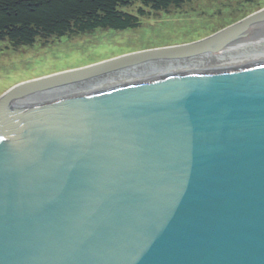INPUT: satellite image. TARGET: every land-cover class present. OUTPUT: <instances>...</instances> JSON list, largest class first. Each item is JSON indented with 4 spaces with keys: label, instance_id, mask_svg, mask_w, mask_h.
<instances>
[{
    "label": "water",
    "instance_id": "obj_1",
    "mask_svg": "<svg viewBox=\"0 0 264 264\" xmlns=\"http://www.w3.org/2000/svg\"><path fill=\"white\" fill-rule=\"evenodd\" d=\"M264 7L188 42L22 82L0 113V264H264V56L23 105L261 35ZM11 107V106H10Z\"/></svg>",
    "mask_w": 264,
    "mask_h": 264
},
{
    "label": "rangeland",
    "instance_id": "obj_2",
    "mask_svg": "<svg viewBox=\"0 0 264 264\" xmlns=\"http://www.w3.org/2000/svg\"><path fill=\"white\" fill-rule=\"evenodd\" d=\"M262 7L264 0H188L167 9H153L137 1L121 7L138 16L136 26L53 36L38 39L32 45L1 41L0 94L22 82L57 71L202 38ZM140 8L145 12L141 13Z\"/></svg>",
    "mask_w": 264,
    "mask_h": 264
},
{
    "label": "trees",
    "instance_id": "obj_3",
    "mask_svg": "<svg viewBox=\"0 0 264 264\" xmlns=\"http://www.w3.org/2000/svg\"><path fill=\"white\" fill-rule=\"evenodd\" d=\"M137 1L167 9L188 0H0V42L32 45L53 36L136 26L138 16L121 7Z\"/></svg>",
    "mask_w": 264,
    "mask_h": 264
},
{
    "label": "bare ground",
    "instance_id": "obj_4",
    "mask_svg": "<svg viewBox=\"0 0 264 264\" xmlns=\"http://www.w3.org/2000/svg\"><path fill=\"white\" fill-rule=\"evenodd\" d=\"M257 26H263L259 23ZM264 56V32L243 42H240L225 51L219 53H203L195 56L180 57L172 60H158L146 62L127 70H115L98 77L83 80L70 85H61L52 88L50 91L33 90L26 92L18 99L23 105L38 104L46 105L60 98L84 92L88 89H96L107 85L119 84L136 79H143L155 74L161 75L177 70L199 71L233 65ZM8 93L0 94V113L12 108V103L8 100ZM50 96L51 99H45ZM11 106V107H10Z\"/></svg>",
    "mask_w": 264,
    "mask_h": 264
}]
</instances>
